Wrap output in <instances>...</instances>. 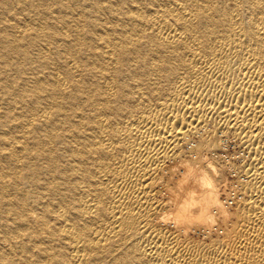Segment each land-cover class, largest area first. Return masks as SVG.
Wrapping results in <instances>:
<instances>
[{"label": "bare ground", "instance_id": "6f19581e", "mask_svg": "<svg viewBox=\"0 0 264 264\" xmlns=\"http://www.w3.org/2000/svg\"><path fill=\"white\" fill-rule=\"evenodd\" d=\"M0 264H264V0H0Z\"/></svg>", "mask_w": 264, "mask_h": 264}]
</instances>
